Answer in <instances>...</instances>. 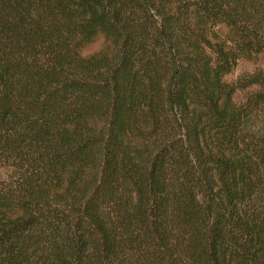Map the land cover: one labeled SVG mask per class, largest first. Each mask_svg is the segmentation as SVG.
<instances>
[{"label": "trees", "instance_id": "16d2710c", "mask_svg": "<svg viewBox=\"0 0 264 264\" xmlns=\"http://www.w3.org/2000/svg\"><path fill=\"white\" fill-rule=\"evenodd\" d=\"M0 264H264V0H0Z\"/></svg>", "mask_w": 264, "mask_h": 264}, {"label": "rangeland", "instance_id": "374dc122", "mask_svg": "<svg viewBox=\"0 0 264 264\" xmlns=\"http://www.w3.org/2000/svg\"><path fill=\"white\" fill-rule=\"evenodd\" d=\"M101 45V41H95L84 48V55H88L94 51H97L99 46ZM263 64V60H248V59H240L233 69V71L225 77L226 81L234 82L237 78L240 77L242 74L251 73L257 66ZM247 91H236L234 99L237 103L244 101L245 95Z\"/></svg>", "mask_w": 264, "mask_h": 264}]
</instances>
